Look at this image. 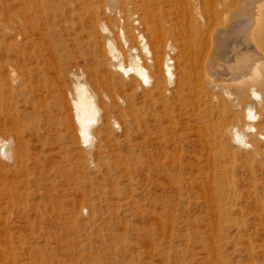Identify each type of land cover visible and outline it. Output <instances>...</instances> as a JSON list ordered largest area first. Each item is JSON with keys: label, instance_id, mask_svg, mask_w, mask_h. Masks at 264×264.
Here are the masks:
<instances>
[{"label": "rangeland", "instance_id": "obj_1", "mask_svg": "<svg viewBox=\"0 0 264 264\" xmlns=\"http://www.w3.org/2000/svg\"><path fill=\"white\" fill-rule=\"evenodd\" d=\"M168 1L150 23L149 0H0V137L23 152L0 155V264H264V140L217 134L244 118L221 89L181 98L183 41L197 48ZM109 42L150 81L115 71ZM168 56L175 83L157 86ZM76 76L116 102L89 144Z\"/></svg>", "mask_w": 264, "mask_h": 264}, {"label": "bare ground", "instance_id": "obj_2", "mask_svg": "<svg viewBox=\"0 0 264 264\" xmlns=\"http://www.w3.org/2000/svg\"><path fill=\"white\" fill-rule=\"evenodd\" d=\"M165 2L170 1L149 0L150 23L154 20L153 9L161 8ZM173 4L181 11L174 18L175 23L179 27L183 25L191 38L194 36L192 40L197 48L194 53L189 50V42L183 41L180 55L185 63L184 85L181 84V79L178 80V87H182L178 88V93L185 101L192 88L209 85L214 89H221L218 104L221 111L230 107V100L238 109L243 110L244 118L235 117L234 122L229 125L222 117L217 134L239 145L253 148L247 141L251 133H256L259 141L264 140V133L253 123L257 115L264 119V0H174ZM149 47L144 43L143 51L147 54L152 53ZM155 47H160L159 41H156ZM169 48L174 49L172 46ZM109 50L115 71L128 75L133 72L144 83L150 81L149 68L142 63L140 56L130 54V64L126 66L111 42ZM162 64L163 67L161 64L152 65L157 76L156 85L159 86L166 80L173 85L175 73L169 56L165 57ZM76 79V95L71 105L79 135L83 143L89 144L93 139V132L100 129L99 123L104 119V114L116 102L108 103V98L105 103L99 87H90L78 76ZM2 87L6 88V84L2 86L0 83V88ZM230 87L234 88L235 94L229 91ZM4 97L0 96L1 103ZM113 122L117 123L115 120ZM11 142L0 137V155L16 164L23 153L22 147L13 149ZM253 149L255 153H259L260 144H255Z\"/></svg>", "mask_w": 264, "mask_h": 264}]
</instances>
